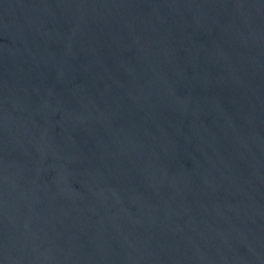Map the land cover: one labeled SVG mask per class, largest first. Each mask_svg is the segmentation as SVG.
Masks as SVG:
<instances>
[{
  "label": "water",
  "instance_id": "1",
  "mask_svg": "<svg viewBox=\"0 0 264 264\" xmlns=\"http://www.w3.org/2000/svg\"><path fill=\"white\" fill-rule=\"evenodd\" d=\"M0 264H264V0H0Z\"/></svg>",
  "mask_w": 264,
  "mask_h": 264
}]
</instances>
